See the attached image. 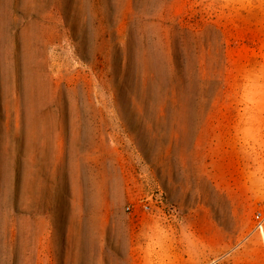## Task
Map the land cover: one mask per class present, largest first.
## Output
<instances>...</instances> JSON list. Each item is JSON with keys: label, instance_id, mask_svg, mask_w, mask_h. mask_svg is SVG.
<instances>
[{"label": "rangeland", "instance_id": "obj_1", "mask_svg": "<svg viewBox=\"0 0 264 264\" xmlns=\"http://www.w3.org/2000/svg\"><path fill=\"white\" fill-rule=\"evenodd\" d=\"M0 264H264V0H0Z\"/></svg>", "mask_w": 264, "mask_h": 264}, {"label": "built area", "instance_id": "obj_2", "mask_svg": "<svg viewBox=\"0 0 264 264\" xmlns=\"http://www.w3.org/2000/svg\"><path fill=\"white\" fill-rule=\"evenodd\" d=\"M144 209H145V210H150V205L145 204V205H144ZM126 211L129 212V213H133V209H132L131 206H127V207H126ZM256 218L259 219V218H260V215H257Z\"/></svg>", "mask_w": 264, "mask_h": 264}]
</instances>
